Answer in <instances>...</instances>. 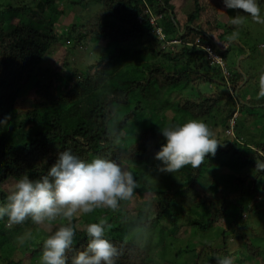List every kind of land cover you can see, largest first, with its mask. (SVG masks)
I'll list each match as a JSON object with an SVG mask.
<instances>
[{"label": "trees", "instance_id": "obj_1", "mask_svg": "<svg viewBox=\"0 0 264 264\" xmlns=\"http://www.w3.org/2000/svg\"><path fill=\"white\" fill-rule=\"evenodd\" d=\"M28 1L19 5L9 2L0 7V205L7 202L8 193L2 189L7 179L16 182L25 174L30 179H39L59 151L70 149L86 162L95 158L117 161L123 170L132 172L137 184L134 191L140 194L153 188L150 180L154 177L159 183L168 184L154 187V198L138 206L136 201L127 199L120 201L115 211L98 208L94 214L76 216L72 249L79 251L86 246V224L104 220L107 238L118 251L116 264H161L153 258L154 242L164 244L171 240L166 245L174 244L172 253L177 249L174 258L178 259L182 252L192 250L184 236L195 237L198 231L209 230L221 221L226 228L217 226L218 242L204 243L207 252L201 254L199 249L197 254L204 256L207 263H216L215 257L226 256L229 228L237 224L230 230L241 238L245 255L232 260L237 264H256L259 258L264 264V246L238 228L239 221L245 219L246 208L264 217V205L257 201L258 191L264 189V141L253 146L243 143L232 149L229 158L233 162L255 170L257 163H250L258 159L259 168L252 180L249 174L233 175L229 195L222 194L224 188L218 182H211L213 193L222 194L220 200L198 186L206 169L205 161L212 155H207L199 167H191L183 184L177 187L174 182H165L159 169L157 175L151 169V165H160L154 153L163 143L159 128L165 127L164 120L169 119V124L181 123L174 114L167 117L165 112L177 110L191 118L203 119L206 124L210 123L206 118L221 113L219 121H212L213 125L227 127L235 110L242 117L254 115L251 110L256 107L264 112V88L258 87L257 95L249 96L250 72L241 67L240 60L232 67L224 60L230 42L226 33L237 28L230 20L242 10L226 9L221 0L213 18L217 29L224 28L216 34L220 40L217 42L214 35L194 24L201 15V0L185 3L184 0H74L72 5L85 7L92 2L98 8L83 23L76 16L61 32L57 29L58 19L68 10L59 4L60 0H37L34 5ZM187 2L190 10L184 6ZM223 14L225 18L232 17L222 22L219 18ZM66 40L83 48L89 42L95 43L99 54L94 63L84 65L83 69L72 66L68 73H60L53 65L43 70L41 64L47 54ZM204 45L214 49L223 65L208 56ZM67 65L66 60L64 66ZM39 71L46 73L43 79L37 75ZM201 83L215 88L185 91ZM25 92L31 99V107L20 112L17 102ZM169 94L173 97L171 101L167 100ZM145 111L150 116L140 120L133 141L124 146L118 144V134L139 121ZM261 117L264 123V113L256 116ZM239 120L236 117L233 121L234 129L240 125ZM225 154V150L217 147L212 159L217 157L218 165H224L218 159ZM137 166L141 167L137 171L141 176L134 172ZM132 212L136 213L133 220L129 219ZM228 216L231 219L225 221ZM57 220L47 222L49 229L40 233L31 218L12 226L7 217L0 219V240L34 225V234L24 240L27 248L17 258L0 253V264H31L33 257L35 262L39 260L43 240L62 223ZM181 230L186 232L180 235ZM73 255L75 251L69 250V264ZM195 255L188 262L173 259L175 263L167 264H206L205 259Z\"/></svg>", "mask_w": 264, "mask_h": 264}, {"label": "clouds", "instance_id": "obj_2", "mask_svg": "<svg viewBox=\"0 0 264 264\" xmlns=\"http://www.w3.org/2000/svg\"><path fill=\"white\" fill-rule=\"evenodd\" d=\"M222 3L226 9L242 10L230 20L231 25H243L246 19L243 14L257 24H264L260 0H222ZM237 35L234 31L230 39ZM260 83L264 88V75ZM236 117L233 112L229 118L232 129ZM159 131L163 143L154 159L160 162L162 172L173 173L185 166L197 168L221 144L208 125L196 118L169 124ZM136 187L132 172L123 170L117 161L95 158L86 162L66 149L58 152L54 163L39 179H30L25 174L16 180L7 202L0 205V219L7 217L9 225L21 224L28 218L35 224L62 221L43 240L40 264H69V250L75 251L71 264H116L118 251L107 238L106 221L86 224V246L76 251L72 249L76 237L73 220L98 208L115 210L120 201L133 195ZM215 260L216 264H233L229 256H217Z\"/></svg>", "mask_w": 264, "mask_h": 264}, {"label": "rangeland", "instance_id": "obj_3", "mask_svg": "<svg viewBox=\"0 0 264 264\" xmlns=\"http://www.w3.org/2000/svg\"><path fill=\"white\" fill-rule=\"evenodd\" d=\"M71 1L74 0H60V5H63V7L67 8L68 12L66 15L60 16L58 19V25L57 29L58 31H63L64 27H67L69 24H71L72 21L75 20V17L78 18V20L83 21L85 18L92 13L96 8H98V4L90 2L85 7L81 5H72ZM11 2L12 4H20L23 3L24 0H0V7L1 5L7 4ZM37 2V0H30L28 1L29 5H34ZM183 2V1H182ZM185 3V0L184 2ZM187 2L184 4L185 8L190 10V4ZM221 4V0H201V15L198 19L194 21V24L201 27L202 29H205L209 35H214L217 42H220L219 38L216 36L219 32L223 31L224 28L217 29L214 25L213 18L215 17L217 12L218 5ZM262 14H264V1L260 3ZM225 11V9H223ZM182 12V10H180ZM224 13V12H223ZM183 14V12H182ZM1 16V15H0ZM220 16V15H219ZM246 19L243 25L237 27L233 30V32H238V35L235 39H230L229 42V50L226 52L224 60L228 67H232L234 64L236 65L237 61L240 60V65L244 70H248L251 74V82L249 83V91L247 94L250 96L257 95L258 87L262 88L260 83L261 75H264V24H257L255 23L251 17L248 14H245ZM6 17H8V14H6ZM231 15H228L227 18H225V14L223 16H220V20L222 22H227L229 18H231ZM62 26V27H61ZM217 29V30H216ZM233 32H227L226 36L231 37V34ZM65 41V40H64ZM70 45H72L70 47ZM101 46V44H100ZM66 47V48H65ZM64 49V50H63ZM69 49V50H68ZM99 48H96L95 43H88L86 47H81L79 45H73L71 42H68L66 40L65 44L54 46L51 49V52L47 54L46 59L41 64L42 69L46 67H51V65L56 66V68H59L60 73H68L70 67L76 66L79 69H83L84 65H90L94 63V57H97L99 54ZM96 53L95 56L93 54ZM73 57V59H72ZM68 61L67 67L64 66V62ZM38 76H40L41 79H43L44 75L46 73L44 71H39ZM191 87V86H190ZM187 88L186 92H196V90L205 91V90H212L214 85H208L207 83H201L198 85L193 86L194 88ZM196 89V90H195ZM259 91H262L260 89ZM173 99L172 95H167V100L171 101ZM31 107V99L28 98L27 92H25L18 100L17 102V109L20 112L26 111ZM264 109V108H263ZM172 110V109H171ZM167 111L165 112L167 117H170L172 114H174V118L180 119L181 123L184 122L187 119H191L189 114H185L183 112H179L177 110H173L172 112ZM251 112L254 115H247L243 116L240 115V113L237 115V110L234 111L236 113L237 118L241 119L238 123L240 125L237 128L230 127V122L228 123L229 127L226 125H213V120H217L221 113H213L211 116H209L207 121H210V125L208 127L214 134V138L217 139L219 142H221L218 147L226 151L225 155H222L220 157V162L224 163V165L219 166L216 159H212V157H215L214 155L211 156V159L208 158L205 161L204 167L206 168L205 171L202 174V179L200 180L198 186L200 190H205L208 193L213 194L220 200L222 194H228L233 190V186L231 183V179L233 175H236V173H240L238 175H248L249 180H252L253 174L255 171L259 168L258 162L259 160L256 159V161L250 163L251 165L256 164L255 170L252 166H242V164L239 162H233L231 158H229L230 153L232 152V149L238 145V147H241L243 143L249 144V145H256V143L264 141V123L261 118H256L259 115L263 114V110L261 108H254L251 110ZM147 116H150V114L145 111L142 112L139 116V121L132 122L128 126H126L117 136V143L124 146L125 144L133 141L135 138V135L137 134L138 125L140 123V120H143ZM245 118V119H244ZM246 121H244V120ZM203 121V119H200ZM219 121V119H218ZM206 123V121H205ZM169 125V119L164 120V126ZM12 127V124H9V128ZM241 136V138L237 136ZM120 140V141H119ZM229 158V159H228ZM160 164V163H159ZM144 166V165H142ZM151 169H153L154 173H156V169H159L158 165H151ZM191 166H185L181 168L180 170H177L173 173L168 172H160L159 175L161 178L164 177L165 182H174L175 187L182 185V181L184 180L185 175H188L189 169ZM141 167L137 166L134 167V172L137 173V171H140ZM160 171V170H159ZM138 174V173H137ZM139 175V174H138ZM157 175V173H156ZM252 175V176H251ZM141 176V175H139ZM148 179V177H147ZM150 181H152V189H147L140 194L137 190L133 192V195L129 198L131 200L136 201L135 206H138L141 202L145 200H151L154 198V192L152 191L155 189L154 187L158 185L167 186L165 184L159 183V180L154 177ZM218 182L221 187L224 188V193L220 194L217 192H214L211 190L212 187L211 182ZM264 181V176L263 180ZM15 180L12 178L7 179L2 185V189L5 190L8 194L14 187ZM258 198L257 201L259 204L264 205V189L262 188L260 191H258ZM133 196L135 198H133ZM251 202H249L250 204ZM117 209V208H116ZM115 209V210H116ZM114 210V211H115ZM96 211V210H95ZM94 211V212H95ZM112 211V212H114ZM94 212L92 214H94ZM246 216L245 219H242L239 221L238 228L240 231L247 235V237L253 238L255 242L259 243L261 246H264V217L262 215H258L255 213L254 210L250 208H246ZM91 215V214H88ZM136 213L132 212L130 214L131 220L134 219V216ZM230 216V215H229ZM227 217L225 221L231 219L230 217ZM260 216V217H259ZM244 218V216H243ZM224 220V219H223ZM222 220V221H223ZM58 221V220H57ZM55 221V222H57ZM221 222V221H220ZM216 223L213 228L209 230H203L198 231L197 236L194 237V235L190 236H184V240L187 244H189V247L192 248L190 252H182L178 259L174 258V252L172 253V248L174 247V244L172 245H166L169 244L171 240H166L164 244L154 242L152 244V251L155 252L156 256H153L154 259L158 260L161 264H167V262L175 263V262H182V261H191L193 260V255L202 259L204 256H200L197 253H199V249L201 254H205L208 249L203 248L204 243H208L210 245H214L218 242L216 239H218L220 228L217 226H221L222 228H226L225 223ZM220 223V224H219ZM242 223V224H241ZM13 225V224H12ZM11 225V226H12ZM170 227L169 225H167ZM237 224L233 226V228H229L228 237H227V246L226 250L229 251V253L226 254V256L231 257L232 259H240L242 256L245 255V249L243 242L241 241V238H238L235 236L234 232H231V230H234L236 228ZM38 231L41 233L47 232L49 229V223L45 222L43 224H38L37 226ZM228 229V228H227ZM231 229V230H230ZM134 231H131V234ZM183 232H186V230H181L180 235L183 234ZM178 233V232H177ZM176 233V235H177ZM34 234V225L33 226H26V228L17 234H13L9 237H5L2 240H0V253L2 256H10L12 258H17L20 255L21 251H24L27 246L24 243V240L28 237ZM34 238V236H32ZM145 237H147L145 235ZM141 238H138L139 241ZM153 241H151L152 243ZM216 242V243H215ZM171 253V254H170ZM37 255V254H36ZM36 257V256H35ZM175 260V262H172V260ZM205 259L206 264H216L215 262L207 263V259ZM262 259H257L256 264H261ZM31 264H40V258L36 262L33 260L31 261ZM233 264H237V262L234 260Z\"/></svg>", "mask_w": 264, "mask_h": 264}, {"label": "built area", "instance_id": "obj_4", "mask_svg": "<svg viewBox=\"0 0 264 264\" xmlns=\"http://www.w3.org/2000/svg\"><path fill=\"white\" fill-rule=\"evenodd\" d=\"M151 23L154 25L155 22H154V17H151L150 19ZM203 49L207 52L208 56L216 63L220 64V65H223V60L222 58L217 55L215 52H214V49L210 46V45H204L203 46Z\"/></svg>", "mask_w": 264, "mask_h": 264}]
</instances>
